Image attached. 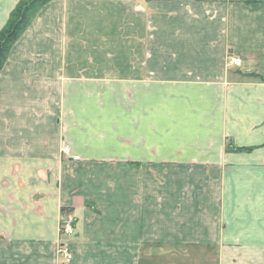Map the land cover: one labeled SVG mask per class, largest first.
<instances>
[{"label": "crops", "instance_id": "1", "mask_svg": "<svg viewBox=\"0 0 264 264\" xmlns=\"http://www.w3.org/2000/svg\"><path fill=\"white\" fill-rule=\"evenodd\" d=\"M66 217L69 264H264V0L41 9L0 72V264H63Z\"/></svg>", "mask_w": 264, "mask_h": 264}, {"label": "trees", "instance_id": "2", "mask_svg": "<svg viewBox=\"0 0 264 264\" xmlns=\"http://www.w3.org/2000/svg\"><path fill=\"white\" fill-rule=\"evenodd\" d=\"M52 0H20L5 28L0 32V72L14 44L37 12Z\"/></svg>", "mask_w": 264, "mask_h": 264}, {"label": "built area", "instance_id": "3", "mask_svg": "<svg viewBox=\"0 0 264 264\" xmlns=\"http://www.w3.org/2000/svg\"><path fill=\"white\" fill-rule=\"evenodd\" d=\"M230 64L238 66L240 65V60L237 58H231ZM63 154L66 157H71L75 161L80 160L79 156H71L70 147L67 145H64L63 147ZM74 232V219L72 217L64 218L60 223V242L57 246V255L63 264H69L72 261L73 255L69 246L67 245V240L74 234Z\"/></svg>", "mask_w": 264, "mask_h": 264}, {"label": "rangeland", "instance_id": "4", "mask_svg": "<svg viewBox=\"0 0 264 264\" xmlns=\"http://www.w3.org/2000/svg\"><path fill=\"white\" fill-rule=\"evenodd\" d=\"M19 1H20V0H19ZM52 1H53V0H52ZM18 4H19V2H18ZM18 4H17V5H18ZM16 7H17V6H16ZM16 7H15V8H16ZM42 8H43V7H42ZM42 8H41V9H42ZM41 9L37 12V14L41 11ZM14 10H15V9H14ZM37 14L33 16L32 20H31L30 23H29V25H30V24L33 22V20L36 18ZM10 17H11V15L9 16L8 21L6 22L5 26H6L7 23L9 22ZM29 25H28V26H29ZM5 26L0 30V32L5 28ZM10 51H11V50H10ZM9 53H10V52H9ZM8 55H9V54H8ZM7 58H8V57H7ZM6 60H7V59H6ZM5 62H6V61H5Z\"/></svg>", "mask_w": 264, "mask_h": 264}]
</instances>
